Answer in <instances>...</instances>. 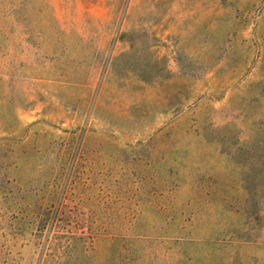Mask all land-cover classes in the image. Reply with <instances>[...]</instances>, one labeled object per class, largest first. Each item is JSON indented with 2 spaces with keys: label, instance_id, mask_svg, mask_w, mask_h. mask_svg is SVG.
Masks as SVG:
<instances>
[{
  "label": "rangeland",
  "instance_id": "1",
  "mask_svg": "<svg viewBox=\"0 0 264 264\" xmlns=\"http://www.w3.org/2000/svg\"><path fill=\"white\" fill-rule=\"evenodd\" d=\"M0 264H264V0H0Z\"/></svg>",
  "mask_w": 264,
  "mask_h": 264
}]
</instances>
